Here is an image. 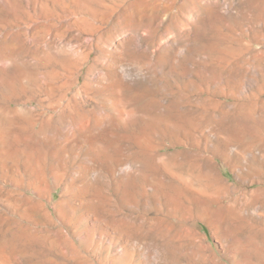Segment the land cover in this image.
<instances>
[{"label":"rangeland","instance_id":"1","mask_svg":"<svg viewBox=\"0 0 264 264\" xmlns=\"http://www.w3.org/2000/svg\"><path fill=\"white\" fill-rule=\"evenodd\" d=\"M0 187L18 264H264V0H0Z\"/></svg>","mask_w":264,"mask_h":264},{"label":"bare ground","instance_id":"2","mask_svg":"<svg viewBox=\"0 0 264 264\" xmlns=\"http://www.w3.org/2000/svg\"><path fill=\"white\" fill-rule=\"evenodd\" d=\"M232 148V147H231ZM261 149H263V148H261ZM8 159V158H7ZM6 169V168H5ZM27 169V168H26ZM250 169H251V166H250ZM19 172V171H18ZM6 177V176H5ZM13 180L14 181H16V180H20V179H16V178H13ZM23 181H24V179H22ZM54 181V180H53ZM6 182V181H5ZM4 187V186H3ZM3 188H1L0 187V190H2ZM11 191H13V190H11ZM11 191H9V190H7V191H4V196H11L12 194V192ZM46 192V191H45ZM1 193V192H0ZM21 195V194H20ZM128 196V195H127ZM1 198V197H0ZM8 198V197H7ZM6 198V199H7ZM24 198V200L25 199H27L28 200V202L29 203H31V206H36L37 204H36V200L34 199V198H32V196H24L23 197ZM64 200V199H63ZM60 201V200H59ZM38 203H40V205L43 207V204L41 203V202H39V201H37ZM69 202L68 201H60L59 202V205L58 206H61V207H59V212H60V214L61 215H63V216H65L66 214H67V211H68V209L70 210V208H69ZM38 206V205H37ZM67 207H68V209H67ZM23 208V207H22ZM44 208V207H43ZM15 209V208H14ZM27 209H28V207H27ZM45 209V208H44ZM11 210V209H10ZM23 211H25V210H23ZM73 211V210H72ZM26 212V211H25ZM45 212H47V210H45ZM58 212V213H59ZM44 213V212H43ZM72 213V212H71ZM4 214V213H3ZM22 214V213H21ZM49 214V213H48ZM6 216V215H5ZM21 216V215H20ZM48 216V215H47ZM66 217V216H65ZM70 217V216H69ZM68 217V218H69ZM141 217V216H140ZM47 218V217H46ZM67 218V217H66ZM67 218V219H68ZM15 221V220H14ZM65 222V221H64ZM18 223V222H17ZM15 224V223H14ZM25 224H26V222H25ZM28 225V224H27ZM30 225V224H29ZM75 225V224H74ZM31 226V225H30ZM76 227H78V225L76 226ZM26 228V227H25ZM28 228V227H27ZM31 228H33V227H31ZM29 229H30V227H29ZM44 229V228H43ZM78 229V228H77ZM21 230V229H20ZM121 230V229H120ZM34 231V230H33ZM38 231V230H37ZM30 232V231H29ZM55 232L58 234V233H60V236L62 237L63 236V234H62V228H58V229H56L55 230ZM76 232V231H75ZM118 231H116V233H117ZM13 233V232H12ZM24 233V232H23ZM37 233H39V232H37ZM48 233V232H47ZM20 234V233H19ZM34 234H36V233H34ZM54 234V233H53ZM56 234V235H57ZM119 234V233H118ZM21 235V234H20ZM39 235V234H38ZM59 235V234H58ZM36 236V235H35ZM78 236H79V234H78ZM121 236V235H120ZM13 237H14V235H13ZM122 237V236H121ZM17 238V237H16ZM115 238V237H114ZM126 238V237H125ZM48 239V238H47ZM14 240V239H13ZM19 240V239H18ZM62 240V239H61ZM35 241V240H34ZM67 242V245H70V243H71V241H70V239L69 238H66V235H64V239H63V243H64V246L66 245V242ZM69 241H70V243H69ZM24 242H26V243H24ZM33 242V241H32ZM124 245L120 248V249H122V253H125L126 251H128L129 249H131V240H124ZM22 244H24L25 245V247L23 248V251H25L26 253H24L25 254V256H26V258H28V260L29 261H33V262H38L39 263V261H41L42 259L40 258L41 257V255H39V254H41L39 251L37 252V250H35L34 249V247L32 246V244H31V240L29 239V238H26V239H24V241L22 242ZM40 245V244H39ZM44 245V244H43ZM66 245V246H67ZM5 246V245H4ZM42 246V245H41ZM43 247V246H42ZM52 247V246H51ZM37 249V248H36ZM42 249H44V248H42ZM41 249V250H42ZM61 249V248H60ZM124 250V251H123ZM43 251V250H42ZM61 251V250H60ZM68 251V250H67ZM48 252V251H47ZM52 252V251H51ZM65 252H66V250H65ZM129 252V251H128ZM44 253V252H43ZM6 254H0V264H18L19 262H18V260L16 259V258H14V259H10L9 257H7V256H5ZM48 255V254H47ZM61 256V255H60ZM66 256H68V255H66ZM49 257V256H48ZM56 257V256H55ZM108 257V256H107ZM234 257V256H233ZM58 258V257H57ZM57 258H56V260H57ZM63 258V257H62ZM44 260V259H43ZM55 260V259H54ZM53 260V261H54ZM62 260V259H61ZM58 262V261H57ZM63 263V262H62ZM220 264V263H219ZM242 264V263H241Z\"/></svg>","mask_w":264,"mask_h":264}]
</instances>
